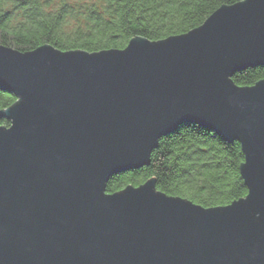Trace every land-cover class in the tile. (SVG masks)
Instances as JSON below:
<instances>
[{
	"label": "water",
	"instance_id": "95a60500",
	"mask_svg": "<svg viewBox=\"0 0 264 264\" xmlns=\"http://www.w3.org/2000/svg\"><path fill=\"white\" fill-rule=\"evenodd\" d=\"M264 0L124 49L20 52L0 45V264H264ZM197 124L237 142L247 195L204 208L155 180L106 193L159 140Z\"/></svg>",
	"mask_w": 264,
	"mask_h": 264
},
{
	"label": "trees",
	"instance_id": "16d2710c",
	"mask_svg": "<svg viewBox=\"0 0 264 264\" xmlns=\"http://www.w3.org/2000/svg\"><path fill=\"white\" fill-rule=\"evenodd\" d=\"M243 0H0V45L29 52L50 45L63 52L124 49L137 37L151 42L199 27L215 10ZM232 81L251 87L264 81V67L235 73ZM16 97L0 90V110ZM6 119L0 127H9ZM237 142H227L197 124H183L161 138L150 162L114 175L106 193L155 180L158 191L204 208L227 206L247 195Z\"/></svg>",
	"mask_w": 264,
	"mask_h": 264
}]
</instances>
